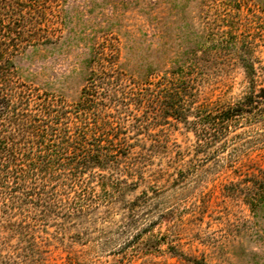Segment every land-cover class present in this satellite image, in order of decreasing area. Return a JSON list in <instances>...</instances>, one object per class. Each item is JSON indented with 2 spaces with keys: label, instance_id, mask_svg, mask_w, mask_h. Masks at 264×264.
Returning <instances> with one entry per match:
<instances>
[{
  "label": "rangeland",
  "instance_id": "374dc122",
  "mask_svg": "<svg viewBox=\"0 0 264 264\" xmlns=\"http://www.w3.org/2000/svg\"><path fill=\"white\" fill-rule=\"evenodd\" d=\"M20 1L31 42L12 81L31 106L61 104L58 126L94 128L96 112L128 152L106 189L70 193L84 212L0 196V264H264L263 127L207 142L193 123L243 95L247 67L264 86V0ZM171 78L188 86L173 99Z\"/></svg>",
  "mask_w": 264,
  "mask_h": 264
},
{
  "label": "trees",
  "instance_id": "16d2710c",
  "mask_svg": "<svg viewBox=\"0 0 264 264\" xmlns=\"http://www.w3.org/2000/svg\"><path fill=\"white\" fill-rule=\"evenodd\" d=\"M33 1L28 0V7ZM25 4L20 0H0V196L4 207L29 204L40 206L44 212L64 209L65 215H73L93 204L71 205L70 193L75 195L91 179L104 185L118 169L120 157L127 156L128 147L113 141L114 128L106 127L96 112L92 113L94 128L84 121L81 125L74 122L73 128L58 126L66 113L61 104L40 99L31 106L27 90L12 81L13 57L31 42L30 28L26 29V23L18 24L20 19L27 22L31 18L29 12L28 18L22 11ZM247 68L249 85L240 98L225 105L197 108L200 119L193 123L200 125V136L207 135V142L234 140L240 133L234 132L229 139L228 135L238 126L253 128L260 124L264 129V86L256 88L251 76L253 67ZM168 82L175 87L159 90L169 99L188 88L186 84L178 88L182 82L172 78ZM82 95L81 109H87L91 93L85 88ZM169 107L176 116L184 115L177 105L170 103ZM120 189L117 187L118 192Z\"/></svg>",
  "mask_w": 264,
  "mask_h": 264
}]
</instances>
